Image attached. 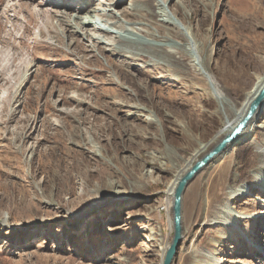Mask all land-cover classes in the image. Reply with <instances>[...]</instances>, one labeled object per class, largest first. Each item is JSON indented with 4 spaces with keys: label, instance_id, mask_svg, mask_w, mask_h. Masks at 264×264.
Masks as SVG:
<instances>
[{
    "label": "rangeland",
    "instance_id": "rangeland-1",
    "mask_svg": "<svg viewBox=\"0 0 264 264\" xmlns=\"http://www.w3.org/2000/svg\"><path fill=\"white\" fill-rule=\"evenodd\" d=\"M52 1H74L60 7L65 23L37 14L46 0H0L1 66L11 77L0 79V264H158L157 252L173 235L168 185L224 136L219 132L232 114L220 98L238 105L264 71V0H170L186 36L210 58L204 74L187 52L172 66L116 54L111 33L87 26L91 38L84 29L72 32L66 21L74 23L78 8L107 18L92 10L101 0ZM21 2L33 19L19 10ZM128 3L114 9L123 24L139 19L120 14ZM117 16L107 18L111 27ZM101 34L97 44L93 36ZM263 122L264 110L248 130L249 144L209 162L187 183L171 264H190L188 255L205 251L252 196L262 206L254 207V232L245 229L250 244L231 236L218 257L221 264H264V183L248 191L252 196L234 197L261 167ZM200 144L206 146L197 153Z\"/></svg>",
    "mask_w": 264,
    "mask_h": 264
},
{
    "label": "bare ground",
    "instance_id": "bare-ground-1",
    "mask_svg": "<svg viewBox=\"0 0 264 264\" xmlns=\"http://www.w3.org/2000/svg\"><path fill=\"white\" fill-rule=\"evenodd\" d=\"M30 1H35V0H30ZM80 1H84V4H85V1H91V0H80ZM125 2L126 0H107V2L101 0L98 2V4L96 3L97 6L93 7L92 10H96L99 8L100 11L103 12L102 13L103 16H107V18H110V17L114 18L117 16V13L114 12V9L117 6ZM169 3H170V0H129L127 7H125L120 12V14L122 16L138 17L139 19L137 20V22L132 23V24L120 23L118 19L119 17L117 16V20L113 22L112 27H111V25L108 23L107 18L103 20H95L93 11L88 10L86 7H81V8H78V10H75L72 16L74 23H71L70 21L71 19L66 21V23L69 22V24L71 25L70 27H73L72 32L76 31L77 28L84 29L85 35L88 36L89 38H91L92 36L89 33V31H87V28L85 29L84 26L90 27L89 29H93L95 32L111 33L115 35V37H117L118 39L116 41V45L114 46V49L116 50L114 52L120 55L128 54L131 57L147 55V56H150L155 62H163V63H166L167 65L177 66L179 62L178 60L179 52L180 51L187 52L189 57L191 58L192 63L195 64L197 67H199V70L202 72V74H204L205 67H204L203 62L207 63L210 58L209 56L202 57L201 56V48H202L201 45L198 44L196 41L190 40L186 36V33H185L186 27L184 26V24L180 23L181 21L179 22L176 15L171 10ZM18 5H19L18 7L19 10H26L29 13L28 14L29 20L33 19L35 14L29 8L28 4H24V2H21ZM50 5L52 8L54 7L57 10L54 9V10L49 11L47 9H43V7H47ZM37 6H38L37 14L40 17L46 16V20H48L50 16L57 15L56 16L57 21L64 22L63 17L65 15H63L64 12L60 10V7H64V9L71 8L74 6V1L67 3L65 1L53 2L52 0H46L44 5L39 4ZM56 12H60V13L55 14ZM84 12L88 13V16H87L88 18L86 19L85 23H84V20H81L82 19L81 13H84ZM46 24L49 25L48 21H46ZM53 26L55 27V25ZM53 26L50 25V29L48 32L52 35L53 38L54 37L57 38L59 35H57L58 33L55 31ZM123 32H127L132 35H142L144 37H147L148 39L155 40L156 43L150 44L149 46H145L144 44L140 42L131 41L129 37L123 35ZM93 38H92L93 41L98 40L100 44L104 42L103 40L104 38L102 37V34L95 36V37L93 36ZM169 41L174 44L172 47L164 44V42H169ZM98 42L97 44H99ZM3 47H4L3 45L0 46V60L3 58V55H4L3 52H1L3 50ZM252 61H254V59L251 57L250 62ZM1 62L2 60L0 61V79L6 82H9L11 80V77H9L10 79L7 77L8 75L7 71L6 72L3 71L4 67L1 66ZM30 68L31 67H29L27 71ZM14 73H16V71H14L12 75ZM14 76L15 77L12 76L13 79L16 78L17 74H15ZM26 79H27V75L24 74L21 80L17 83L14 91H17L19 88H21V86L24 84ZM256 79H257L256 82L246 92L242 102L239 103L238 105H234V103L225 95H223L220 98L221 106L225 107L226 105L232 114V117L228 116L224 120V127L219 132V134L224 135L222 138L230 134L235 129V127L246 118V116L249 115V117L247 119L245 126L242 128L240 133L235 137V139L229 144H227L225 149L220 154L215 156L211 161H213L214 159L216 161H220L229 154L232 148H238L242 145L250 143L249 138H248V130L253 129L255 128V126H257V124L254 123L255 116L257 115V113L264 110V96L257 103L260 92L264 88V71L261 74H258ZM261 127L263 128V131L260 133V137L262 138L264 137V122L262 123ZM218 142L214 145V147L218 144ZM205 146H206L205 144L203 145L200 144V147L198 148L197 153L204 150ZM214 147H212L210 150H212ZM260 153L262 157L261 167L258 169L257 173L250 174L251 178L247 184L248 190L247 188H244V187L237 188L236 189L237 193L235 194L234 197L239 198V197L252 196V194L251 193L249 194L248 191H250L253 188H257L258 185H260L261 183H264V178H263L264 150H261ZM190 165L191 163L189 162L188 165L186 166L188 170L192 167V166L190 167ZM186 168L185 170H187ZM259 174L261 176L260 178L258 176ZM183 175L184 174L180 172L174 177V179L168 185L167 198H168V206L171 208L170 209L171 211H172L173 192H174V189L179 179ZM233 181H235V177L233 178ZM260 192H262V190H260ZM248 200H250L249 202L250 205H245V206L240 207L238 210L232 213V219L230 221H225L226 224L224 223V225L226 226L230 225V227L223 229V230L220 229L218 231V235L208 240V244H207L205 251H202L198 254L188 255L190 258V264H221L223 259L218 257L219 255H221V251H220L221 249L218 247L223 246V244L231 236H233L237 241L244 239L247 244H250L251 236L246 234L245 229L247 228L248 232H254L255 230L254 221L256 217L258 216L256 211L254 210V207H256L257 205L260 206V204H256V200H259V203L261 202H260V199H258V196L257 197L252 196V198H249ZM233 220L235 221L233 222ZM239 220L243 221L242 225L241 224L237 225V221ZM169 226H170V230H173L172 215L169 216ZM169 243L170 242L164 243L159 249V251L157 252V255L159 256L158 264H162V261H163L165 252L169 246ZM235 252L238 253V251H235Z\"/></svg>",
    "mask_w": 264,
    "mask_h": 264
},
{
    "label": "water",
    "instance_id": "water-1",
    "mask_svg": "<svg viewBox=\"0 0 264 264\" xmlns=\"http://www.w3.org/2000/svg\"><path fill=\"white\" fill-rule=\"evenodd\" d=\"M263 96H264V88L260 92L257 103L261 98H263ZM248 117L249 115L246 116V118L242 122H240L230 134L222 138L212 150L206 153L200 160L196 161L192 165V167L179 179L174 189L173 198H172L173 236L165 252L162 264L172 263L173 258L177 254V250L179 248L182 239V197L187 183L190 180H192L195 177V175L202 170V168H204L209 162H211V160L215 156L220 154L225 149L227 144H229L235 139V137L240 133L242 128L245 126Z\"/></svg>",
    "mask_w": 264,
    "mask_h": 264
}]
</instances>
